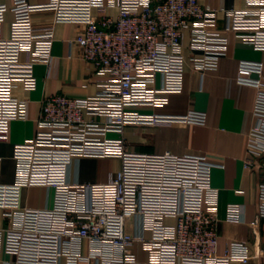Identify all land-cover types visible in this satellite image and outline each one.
Returning <instances> with one entry per match:
<instances>
[{
	"label": "built area",
	"instance_id": "1",
	"mask_svg": "<svg viewBox=\"0 0 264 264\" xmlns=\"http://www.w3.org/2000/svg\"><path fill=\"white\" fill-rule=\"evenodd\" d=\"M245 1V8L226 11L220 29L217 11L199 0H11V6L0 0V143L9 142L14 121L28 119L29 101L16 97L15 88L36 90V65L53 60L54 25L36 29L33 12L51 10L54 24L77 27L74 42L94 67L97 88L86 98L44 97L35 136L14 145L16 180H0V264H232L259 256L251 244H259L264 220L263 62L239 63L241 72L259 75L239 79L257 90L260 124L246 135L244 157V168L260 175L257 213L248 221L245 205L227 208L228 221L248 223L254 242L232 241L219 252V189L212 174L223 165L201 154L132 152L123 136L129 125L206 124L202 112L146 110L184 92L188 67L218 70L229 34L264 51V0ZM8 12L13 19L6 28ZM80 158L116 159L121 166L105 183L74 182L70 171ZM32 186L52 189L53 205L24 206L22 192Z\"/></svg>",
	"mask_w": 264,
	"mask_h": 264
},
{
	"label": "crops",
	"instance_id": "2",
	"mask_svg": "<svg viewBox=\"0 0 264 264\" xmlns=\"http://www.w3.org/2000/svg\"><path fill=\"white\" fill-rule=\"evenodd\" d=\"M11 6V0H2ZM49 0H29L31 4L41 5ZM199 3L217 11L218 26L223 29L227 23L226 11L243 9L245 0H199ZM13 19L7 13V24ZM55 14L51 10L35 11L32 22L36 29L49 28L54 25L55 41L53 60L49 65H36L38 87L26 91L21 84L14 90L16 97L26 99L28 119L14 121L11 124L9 142L0 143V180L13 184L16 180L17 163L13 157L14 145L23 143L35 136L37 120L41 113L44 97L65 95L71 98H86L97 92L94 81V67L82 59L81 49L74 42L77 27L69 23L54 24ZM228 53L222 58L218 70L206 72L186 69L185 89L183 93L170 95L169 103L162 108L147 109L160 115H185L191 111L207 114V122L187 124L181 122L158 123L156 125H129L123 136L129 151L150 154L171 152L177 155L201 154L223 167L213 170V186L219 189V252L223 253L232 241L254 242L252 229L248 223H234L227 219V208L231 204L245 205L246 219L252 221L257 213L258 184L260 175L244 168L246 135L250 129L259 126L260 119L254 114L257 98L256 88L239 82V79H257V73H243L240 61L264 63V51L255 50L243 43L235 35L229 34ZM183 45H190V32L184 31ZM189 52L186 55L189 56ZM29 53L22 55L23 61H29ZM264 80V77H263ZM116 137V134H111ZM121 163L116 159L80 158L74 161L70 171L72 181L81 183H105L111 171L120 169ZM52 189L32 186L22 192V203L29 208H45L53 205ZM5 225L0 210V227ZM264 220L260 225L259 244H251L252 252L259 256L248 263L264 264ZM140 258L145 255L140 246L135 247Z\"/></svg>",
	"mask_w": 264,
	"mask_h": 264
},
{
	"label": "rangeland",
	"instance_id": "3",
	"mask_svg": "<svg viewBox=\"0 0 264 264\" xmlns=\"http://www.w3.org/2000/svg\"><path fill=\"white\" fill-rule=\"evenodd\" d=\"M263 239H264V232H263Z\"/></svg>",
	"mask_w": 264,
	"mask_h": 264
}]
</instances>
